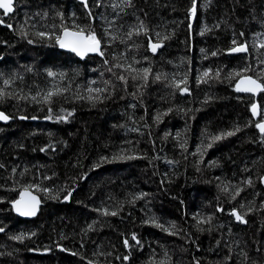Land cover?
Returning a JSON list of instances; mask_svg holds the SVG:
<instances>
[{
    "label": "trees",
    "instance_id": "obj_1",
    "mask_svg": "<svg viewBox=\"0 0 264 264\" xmlns=\"http://www.w3.org/2000/svg\"><path fill=\"white\" fill-rule=\"evenodd\" d=\"M192 3L0 11V264H264V92L234 91L264 84V0H198L190 39ZM64 29L103 55L61 51ZM23 189L41 200L31 221L10 208Z\"/></svg>",
    "mask_w": 264,
    "mask_h": 264
},
{
    "label": "snow or ice",
    "instance_id": "obj_2",
    "mask_svg": "<svg viewBox=\"0 0 264 264\" xmlns=\"http://www.w3.org/2000/svg\"><path fill=\"white\" fill-rule=\"evenodd\" d=\"M82 2H86V0H82ZM0 9L3 10L4 15L11 13L13 11V0H0ZM194 11L195 9L193 8V13ZM2 22L3 21H0V23ZM9 27H11V25H9ZM38 35L43 36L44 33H38ZM29 42L31 43V41ZM57 43L60 45V47L67 48L68 50L75 52L77 55L80 56H83L87 52H98L100 49V40L96 37V35L92 33L86 35L83 29H81L80 31H68L67 29H64L63 36L57 37ZM160 47L161 44L159 43L151 44V50L153 51V53H155L156 50ZM232 51L245 52L247 51V48L246 46L241 45L239 47L233 48ZM100 54L103 55L102 52ZM142 71L144 73V78L147 79L150 69L145 68ZM49 75H52V73H49ZM205 75H208V73H205ZM120 79L124 80V77L121 76ZM157 79H159V76H157ZM96 91H101V90L97 89ZM183 91H187V89H183ZM236 91L248 92L255 95L258 92H264V84L258 83L257 80L251 77H246V78H242L240 82L237 84ZM52 95H54V93L52 92L48 93L49 97ZM252 110H253V114L255 115L257 112V106L255 104H253ZM24 118L25 117H21V119ZM8 119H9L8 116L0 112V120L7 121ZM157 119H159V117H157ZM256 127L260 130L262 134H264V123H259L256 125ZM232 134L233 133L231 132L227 133V135L229 136ZM214 139H220V137H214ZM209 147H211V145H209ZM38 205H39V201L37 200V198L35 196H31L28 193L27 189H25V192L21 194L20 199L14 202L13 207L21 216H34L38 209ZM115 214L116 213H112V215ZM232 214L236 216V219L238 221L244 222L241 216L237 215L235 212H233ZM0 231H3V229H0ZM14 239L22 241L23 236H17L14 237ZM133 239H135V236H133ZM125 243H127V241H125Z\"/></svg>",
    "mask_w": 264,
    "mask_h": 264
},
{
    "label": "water",
    "instance_id": "obj_3",
    "mask_svg": "<svg viewBox=\"0 0 264 264\" xmlns=\"http://www.w3.org/2000/svg\"><path fill=\"white\" fill-rule=\"evenodd\" d=\"M14 1H15V0H13V5H14ZM74 1H76L78 4H81V5L84 7V9H85V11L87 12V14H89L88 6H87V0H86V2H82V0H74ZM197 2H198V0H193L192 7H191V11H190V16H189L188 28H189V32H190V39H192V28H193V24H194L195 16H196ZM193 8L195 9L194 13H193ZM0 11L3 13V10H2V9H0ZM13 11H14V7H13ZM13 11H12L11 13L7 14V15H4V16H8V15L12 14ZM3 14H4V13H3ZM0 25H2V24H0ZM67 30H68V31H73V30H70V29H67ZM63 32H64V30H62V31L60 32V35H59V36L62 37V36H63ZM151 44H153V43H151ZM151 44L149 45V48H150V51L153 53V51L151 50ZM57 46H58V48H59L61 51H64V52H66V53H69V54L74 55L79 61H84L85 58L88 57V56H100V55H101V54H100V53H101V43H100V49H99L98 52H87V53L84 54L83 56L77 55L75 52H72V51L68 50L67 48H62V47H60V45H59L58 43H57ZM239 46H241V45H238V46H236V47H239ZM244 46H246V45H244ZM236 47H234V48H236ZM246 48H247V46H246ZM232 49H233V48H232ZM232 49L228 51V54L231 55V56L242 55V54L247 53V51H248V48H247V51H245V52H233ZM156 51H157V50H156ZM153 54H156V52L153 53ZM246 77H251V76H243V77H240L239 80H238V81L235 83V85H234V91H235V93L240 94V95H250L254 100H256L261 92H258V93H256V94L254 95V94H252V93H248V92H238V91H236L237 84L240 82V80H241L242 78H246ZM251 78H253V77H251ZM253 79H255V78H253ZM255 80H256V79H255ZM257 82L260 83L259 81H257ZM185 93H186V91L181 90V95H185ZM253 104H255V105L257 106V112H256L255 115L253 114V110H252V106H253ZM253 104L251 105L249 111H250V114H251L253 120L256 121V120H258V118H259V116H260V108H259V104H258L256 101H255V103H253ZM0 112H1V111H0ZM2 113H3V112H2ZM6 116H7V115H6ZM8 118H9V117H8ZM9 121H10V118H9L7 121L0 120V124H7ZM259 123H264V122L260 121V122H258L257 124H259ZM257 124H256V125H257ZM256 129H257V131H258L260 134H262V133L260 132V130H259L257 127H256ZM260 185H261V187L264 188V174H263V175L261 176V178H260ZM27 191H28V193H29L31 196H35V197L37 198V200L39 201V205H38V209H37V211H36V214H35L34 216H21V215L18 214V212L16 211V209L13 207L14 202L20 199L21 194L25 192V189H23V190H21V191L19 192L17 198H16V199L10 204V208L12 209L13 214H14L17 218H19V219H21V220L31 221V220L35 219V217L39 214V211H40V208H41V200H40L39 196H38L37 194H35L34 192H32L31 190L27 189ZM71 194H72V192L66 197V199H69V197L71 196ZM233 212H235L237 215H239V214H238L237 211H235V210H233V211L230 213V215L232 216L234 222H235V223H242V224H244L243 222L238 221V220L236 219V216H234V215L232 214Z\"/></svg>",
    "mask_w": 264,
    "mask_h": 264
},
{
    "label": "flooded vegetation",
    "instance_id": "obj_4",
    "mask_svg": "<svg viewBox=\"0 0 264 264\" xmlns=\"http://www.w3.org/2000/svg\"><path fill=\"white\" fill-rule=\"evenodd\" d=\"M73 2H75V3H77L76 1H74V0H72ZM79 5H81V4H79ZM82 6V5H81ZM83 7V6H82ZM84 8V7H83ZM70 30H73V31H76V29H70ZM160 48H158L157 49V51L159 50ZM157 51H156V53H157ZM175 80V82H177V79H174ZM180 80V79H179Z\"/></svg>",
    "mask_w": 264,
    "mask_h": 264
},
{
    "label": "bare ground",
    "instance_id": "obj_5",
    "mask_svg": "<svg viewBox=\"0 0 264 264\" xmlns=\"http://www.w3.org/2000/svg\"><path fill=\"white\" fill-rule=\"evenodd\" d=\"M188 29H189V28H188ZM192 29H193V28H192ZM189 35H190V32H189ZM235 47H236V46H235ZM233 48H234V47H233ZM231 49H232V48H231ZM231 49H230V50H231ZM238 80H239V79H238ZM238 80H237V81H238ZM237 81H236V82H237ZM236 82H235V83H236ZM234 203H235V202H234ZM236 207H237V205H236ZM236 207H235V208H236ZM239 209H240V208H239ZM242 210H243V209H242ZM244 213H245V212H244ZM245 216H246V215H245Z\"/></svg>",
    "mask_w": 264,
    "mask_h": 264
},
{
    "label": "rangeland",
    "instance_id": "obj_6",
    "mask_svg": "<svg viewBox=\"0 0 264 264\" xmlns=\"http://www.w3.org/2000/svg\"><path fill=\"white\" fill-rule=\"evenodd\" d=\"M75 19V18H74ZM75 21V20H74ZM235 85V84H234Z\"/></svg>",
    "mask_w": 264,
    "mask_h": 264
}]
</instances>
